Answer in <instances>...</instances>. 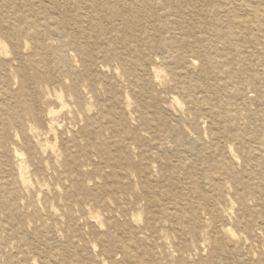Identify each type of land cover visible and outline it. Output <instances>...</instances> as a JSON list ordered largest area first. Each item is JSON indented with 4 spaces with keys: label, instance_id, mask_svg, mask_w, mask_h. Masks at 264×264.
<instances>
[{
    "label": "rangeland",
    "instance_id": "374dc122",
    "mask_svg": "<svg viewBox=\"0 0 264 264\" xmlns=\"http://www.w3.org/2000/svg\"><path fill=\"white\" fill-rule=\"evenodd\" d=\"M5 5L9 26L28 15L20 0ZM159 13L165 28L155 37L167 40L165 50H145L149 40L144 39L90 45L96 53L90 73L96 85L86 140L77 134L82 123L72 127L77 139L71 171L19 191L24 198L17 201L15 224L7 225L13 221L0 208V264H45L44 257L51 264H132L124 246L130 247L131 257L141 256L140 264H264V55L245 42L212 37L208 21L197 30L195 15L185 5ZM197 38L204 41L196 43ZM0 40L10 49L5 35ZM57 40L50 36L51 43ZM207 44L228 56L221 62L224 70L238 75L235 80L206 67L202 45ZM29 47L25 55L32 53ZM140 52L146 55L140 68L157 69L161 83L148 86L143 74L136 87L126 78L114 81L110 70H99L101 64L118 68L124 58L140 60ZM71 53L70 64L80 73L79 58ZM189 59L193 62L187 65ZM20 63L0 68L2 106L13 102L3 93L20 90ZM202 76L205 85L219 83L221 88L200 93ZM172 96L179 108L172 105ZM202 96L211 106L229 109L231 119L221 123L197 108L203 103L194 100ZM10 124V113L0 114V184L12 177L8 151L21 150L11 139L15 128ZM66 137L58 139V148L65 147ZM192 137L203 143L191 155L185 148ZM11 159L16 172L17 162ZM47 206L55 209L56 221L47 216Z\"/></svg>",
    "mask_w": 264,
    "mask_h": 264
},
{
    "label": "bare ground",
    "instance_id": "6f19581e",
    "mask_svg": "<svg viewBox=\"0 0 264 264\" xmlns=\"http://www.w3.org/2000/svg\"><path fill=\"white\" fill-rule=\"evenodd\" d=\"M10 2L11 0H0V34L5 35L11 45L8 49L7 44L0 40V68L10 66L13 61H21L18 67L21 75L20 90L12 94L7 91L3 93L4 96L9 95L13 102L10 107L0 105V114L10 113V125L15 128L11 139L14 144L20 145L21 150L13 147L8 151L12 177L0 184V208L8 212V217L14 222H7L8 226L15 224L18 217L20 218L17 201L24 197L19 191L27 190L31 184L42 185L50 176L59 178L60 175L71 171L75 162L71 149L74 148L77 136L70 130L82 123L79 128L81 131L77 134L85 139L86 128L91 120L89 107L96 85L90 74L91 66L96 60V53L90 48L91 44L104 43L110 39H120L121 42L144 39L149 40L145 50H165L167 40L158 41L155 37L157 32L165 28V23L161 20L163 15L159 10L168 11L185 5L195 15L197 30L206 27L208 21L211 24L209 29L212 37L228 42H245L252 46L255 52L264 55V0H215L213 3L207 0H20L28 6V15L19 17L18 24L14 27L7 25L8 19H4L8 12L3 8ZM208 5L209 8H206ZM219 24L225 27L224 31L219 29ZM20 35L28 43L20 40ZM50 36L58 38L57 44L49 41ZM203 41L198 38L195 40L196 43ZM184 44L190 45L189 41ZM28 47L32 49V53L25 55ZM71 50L76 53L81 63L80 73L71 65ZM202 52L206 54V67L217 73L216 76H225L229 81L237 78L236 73L223 68L221 60L228 59V56L217 53L215 49L211 50L210 44L202 45ZM140 53V60L131 61L124 58L118 60V68L101 64L99 70H110L114 81L117 77L120 81L126 78L133 82L130 85L136 87L140 85L144 75L147 78L143 83L148 86L161 83L162 78L157 69L140 68L139 64L146 57ZM105 54L114 57L110 52ZM191 59L187 61V65L193 62ZM66 63H69L68 66ZM205 78L202 76L203 80ZM248 80H253V77ZM30 81L32 87L28 86ZM84 81H88V84ZM205 83L206 80L204 86H198L200 93H204V89L214 92L221 88L219 83ZM143 90L141 87L140 95L145 92ZM233 93L237 94L238 91L234 90ZM195 100L194 103H203L196 106L197 108L216 116L221 123L231 119L229 109L223 105L211 106L207 96ZM171 102L172 105L179 104L174 96L171 97ZM64 134L67 136L65 147L58 148L57 141L59 138L63 140ZM202 143L200 138L192 137L185 152L192 155ZM12 157L17 162L16 172L11 168ZM28 205L34 214L38 213L32 201H28ZM44 210L54 221L58 219L52 206H47ZM226 233L229 231L226 230ZM231 234L229 233L230 236ZM122 251L132 264L141 263V256L131 257L129 246L122 247ZM44 259L45 264H51L50 258Z\"/></svg>",
    "mask_w": 264,
    "mask_h": 264
}]
</instances>
